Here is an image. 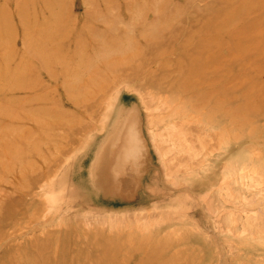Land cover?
I'll return each mask as SVG.
<instances>
[{"label":"rangeland","instance_id":"obj_1","mask_svg":"<svg viewBox=\"0 0 264 264\" xmlns=\"http://www.w3.org/2000/svg\"><path fill=\"white\" fill-rule=\"evenodd\" d=\"M261 6L264 0H0V261L10 256L18 264L33 242L44 250L43 240L53 236L55 254L64 247L66 260L89 264L78 262L76 248L86 257L102 231L117 234L123 254L131 247L130 262L264 264ZM214 14L233 19L234 75L244 78L223 82L233 93L222 111L213 101L192 96L189 104L148 84L162 72V84L177 76L175 61L185 63L178 51L183 33L216 44L219 19L197 28L202 16ZM169 17L175 21L165 27ZM101 38L125 49L87 70L91 44ZM96 66L104 87L88 97L85 82ZM69 85L81 91L69 96ZM133 108L146 148L136 156L142 169L132 198L106 195L94 182L82 187L91 153ZM78 153L75 191L61 195L57 182ZM63 231L70 233L63 238Z\"/></svg>","mask_w":264,"mask_h":264},{"label":"bare ground","instance_id":"obj_2","mask_svg":"<svg viewBox=\"0 0 264 264\" xmlns=\"http://www.w3.org/2000/svg\"><path fill=\"white\" fill-rule=\"evenodd\" d=\"M261 7H264V6H261ZM226 13H228V12H226ZM171 17L166 19L169 22L166 21L164 23L165 27L169 26L170 22L175 21V18L173 19ZM240 17H241V15H240ZM200 20H201V22H200V24H197V28L202 25L203 20L206 22L207 27L210 25L211 22H215L218 20L217 25L215 26L216 31L214 32V33L217 32L216 36H218V41L217 42L215 41L216 44H212L213 40L211 39V37H210V39L209 38L204 39V38H202V37L200 38L198 36L197 39L195 38V40H192L193 39L192 33L194 32L192 30L189 33H188V31L186 34L183 33L180 36L181 41L179 44V50L178 51H179V54L182 56V59L185 60V63L181 64V63H179L178 60L175 61L174 66H175L177 73H178L177 76L174 79H172L171 81H168L166 84H165V82L162 84L161 81L163 80V77L165 78L164 75H166V72H162V73H165V74L161 75L163 77H160L158 80H156L154 78H150L148 84H150L151 86H154L159 91H164L166 93H169L172 96V98H175V99H177L178 96H183V98L188 97L186 99V102L188 101V103L190 102V98L192 96H195L192 98H194L195 100H197L199 102L200 101L202 102L203 100L206 102L208 100H209V102L213 101V105H211V106L213 108L215 106L216 109H214V110L222 111L224 104H226V102L229 103L230 99H232L231 94L233 93V89H230V88H227L226 86H224L223 82H227L228 78H230V80H232V79L237 80L238 79V81H240L242 79V81L239 82L240 84H242L243 79H244L243 77L240 78L239 76L234 75V70L238 69V68L236 65V61L234 60L233 55H232V53H233V51H232V35L230 32L231 29H230L229 22L233 19L229 15L221 17L217 14H214V15L202 16V18ZM237 20H239V19H237ZM204 23H203V25H204ZM49 25H50V23H49ZM226 25H228V26H226ZM174 28L175 27H172V32H173L172 40L173 41H175L179 37L174 32L175 31ZM198 31L201 32V30H198ZM57 35H58V31H54L53 37L55 38ZM114 39L112 40V38H111L112 41L107 42V41H104L103 38H101V43L99 42V45H96L95 42L93 41L94 45L91 44V47H93V49H92V51H93L92 55L93 56H91L89 59V66H87V70H90L91 68H93V64L95 62H102V60L104 58H107L109 54H111L117 50L123 51L125 49V45H121L120 43H118ZM59 40L60 41L58 42V44L60 45V43L63 42V40H61V39H59ZM173 41H172V43H173ZM189 43H192L193 45L189 44ZM187 44L191 47L190 48L191 51L185 52V50H184V52H183V48H185V46ZM170 48H171V46H170ZM176 50H177V48H176ZM224 54L225 55L227 54L225 57H227L228 59L223 58ZM129 56H135V55L129 54ZM52 60H55V59H52ZM60 60H61V58H60ZM198 68H202V71L200 73L197 71ZM241 71H245V70L242 68ZM93 74L94 75L90 76L89 79H87V81L85 82V87L83 90L84 95H86L88 97L95 92V89L98 88L99 89L98 92H100L104 87V84L102 82H100L102 80L101 68L99 69L96 66ZM232 75H234V77H232ZM95 77H97V78L95 79ZM201 80L203 82L202 86H200ZM235 83L237 86L238 82H235ZM248 83H249L248 80H246L245 84L249 85ZM215 88H217V90ZM197 89L199 92H195ZM66 90H67L69 96H71L74 94L75 90L77 93H79L80 86L78 88L75 87V90H74L69 85V86H66ZM210 91L211 92L216 91V92H218V94L217 93L209 94ZM219 92L225 97V99L219 100L220 99L219 98L220 96L218 97ZM157 96H159V95H157ZM165 97H166V95H165ZM73 99H74V102H76L75 98H73ZM173 101H175V100H173ZM184 101H185V99H184ZM183 103L185 104V102H183ZM141 104H142V102H141ZM192 104L194 105L195 101ZM198 111H199V109H198ZM224 111H225V108H224ZM226 112H227V109H226ZM128 115H130V116L128 117ZM177 115H179V114H177ZM119 117H118V119H116L115 123L120 122ZM207 119H208V117H207ZM232 120H233V118H232ZM164 128H166V127H164ZM162 134H164V133H162ZM108 135L109 136L105 137L103 142H100V144L96 147V149H94L93 152L91 153L89 165H88V177H89L88 183L84 184L82 187H84L86 185H91V182H94L96 185L101 187V189L104 191V193L106 195L116 194V195H122V196L126 197L127 199H130V198H132L131 191L134 190V187L137 186V181L134 178V174L136 173L137 175H141V173H139V170L142 169V163L140 161L137 162L138 158L136 156L141 153L144 146L146 148V143L143 139L144 137H142V134L140 132L139 114H138L137 109L133 108V109L127 111L125 113L123 119H122L121 126L118 129H116L113 132V134L111 133ZM140 144H141V146H140ZM184 144H186V143H184ZM81 154L82 153H78V154H76L75 157L72 158L71 162H69L67 164L68 168L65 167L67 169L62 173V177L59 178V180L57 182L56 189H61V191H60L61 195H64V192L67 189H69V191L70 190L73 192L75 191L74 188L77 186V183H74V176L76 173L75 164H77V161H78V159H80ZM180 168H181V166H180ZM124 177H125V179H122ZM117 178H121V180H118ZM128 178H129V180H128ZM71 181L75 184L74 188L71 186L72 185ZM85 183H86V181H85ZM108 184H109V186H108ZM52 188H53L52 190H55V188L53 186H52ZM54 195H56L55 192H54ZM51 199H54V198L51 197ZM101 219H103V218H101ZM111 221H115V219H112ZM97 232H96V234L98 235L99 238H98L96 244H93V246L90 244L88 245V247H87L88 252L85 251L86 257L82 256L84 254L82 253L81 249L76 248L77 250L75 252L77 255L76 258H78V262H79L80 258H87L89 260V262L93 263V264H155V263H152V261L150 259L148 260L147 258H146V260L139 258L134 262H130L129 261L130 256L133 255L132 252H134V251H131L132 249H131V247H129L130 251L125 250L126 253L123 254V249L117 245L120 242L117 241V237H114L117 234L114 235L112 238H109L108 236H105L102 231H97ZM61 233H62L61 236L64 238L66 236V234H69L70 232L69 231H63ZM71 233H73V231ZM53 239H54L53 236H49L43 240V242H47V244L49 246L48 248H46L44 250L40 249L41 248L40 247L41 241L39 243H38L39 240H36L33 243L31 242L32 244L29 246V251H28L30 253L31 257L29 256L26 260H25V258L22 257V259L19 260L18 264H72L69 260H66V258L69 256L68 250L66 248L57 247L56 248V254L53 251V249L50 248V244H51V241ZM95 239H97V238H95ZM116 249L121 250V252L113 255L112 252ZM95 252H97V253H95ZM80 254H81V256H80ZM83 260H82V263L79 262V263H75V264H83ZM0 264H17V263H16V261H13L9 256V257H5L4 260L0 261Z\"/></svg>","mask_w":264,"mask_h":264}]
</instances>
